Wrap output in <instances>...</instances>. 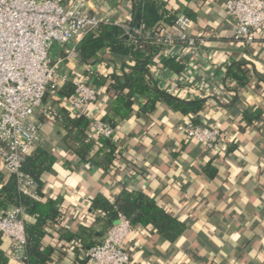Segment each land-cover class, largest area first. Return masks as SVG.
I'll use <instances>...</instances> for the list:
<instances>
[{
    "label": "crops",
    "instance_id": "obj_1",
    "mask_svg": "<svg viewBox=\"0 0 264 264\" xmlns=\"http://www.w3.org/2000/svg\"><path fill=\"white\" fill-rule=\"evenodd\" d=\"M227 1L172 0L176 10L188 4L195 13L188 32L198 44L195 49L164 48L152 68L158 85L168 93L187 101L208 100L202 124L220 129V149L176 143L174 129L184 119L161 107L154 116L155 128L146 136L142 118L124 124L119 139L123 158L112 174H105L87 165H67L68 150L58 146L56 130L44 123L39 145L51 152L55 162L53 171L43 176L44 194L62 198L66 210L64 224L53 230L75 234L80 226L101 217L92 212V199L101 194L113 203L122 187L119 175L128 174L123 182L147 191L188 227L177 243L168 242L153 226L133 231L126 242L130 264H264V83L258 82L264 79V31L251 46L235 41V22L225 12ZM132 2L86 0L91 13L115 25L130 20ZM171 57L185 65L182 73L167 68ZM244 59L253 62L257 73L233 103L226 90L227 68ZM85 70L78 60H71L64 62L61 73L81 75ZM103 92L87 107L96 120L108 110ZM245 110H259L261 119L246 125ZM41 117L39 111L37 119L42 121ZM208 164L218 169L215 178L203 173ZM25 221L35 223L28 215ZM54 244L57 264H75L83 257L74 250L79 248L76 239L60 241L57 236ZM5 250L9 264H25L13 259L8 239Z\"/></svg>",
    "mask_w": 264,
    "mask_h": 264
},
{
    "label": "trees",
    "instance_id": "obj_2",
    "mask_svg": "<svg viewBox=\"0 0 264 264\" xmlns=\"http://www.w3.org/2000/svg\"><path fill=\"white\" fill-rule=\"evenodd\" d=\"M171 1L133 0L131 18L125 25L100 24L78 43V63L86 68L83 75L89 77L99 97L100 90H104L109 99L108 110L100 121L114 129L115 135L106 138L91 134V121L84 115H73L67 109L63 101L70 100L75 93L72 81L51 91L46 95L44 104L49 109H57L61 118L46 120L41 115V120L54 127L59 135L58 146L68 150L67 165H87L96 171L112 174L123 158L119 139L124 124L133 118H142L146 121L142 135L146 136L155 128L154 116L161 107L171 114L182 116V123L202 125L201 114L208 106V100L180 99L162 89L152 72L157 57L164 50V45L156 40L157 35L172 28L182 16L195 20V13L188 4L176 10ZM137 30L141 31V35L136 33ZM166 66L177 74L185 70V65L172 57ZM256 73V67L248 59L229 65L226 90L233 103L239 101V92L250 85ZM258 82L264 83V79ZM55 96L59 97L57 101ZM243 119L246 125H251L261 119L260 111L245 110ZM182 123L176 125L174 135L176 143L183 145L186 139L177 131ZM54 164L51 152L40 145L23 162V173L36 185L35 197L22 194L16 177L6 176L0 170V220L6 211L15 207L23 208L25 215L35 219V223L25 221V264H57L59 259L54 244L57 236L60 241L76 239L79 248L74 250L83 257L78 258L75 264H87L85 253L104 240L107 231L118 222L119 214L130 220L133 231L153 226L170 243H177L188 230L182 219L161 206L147 191L123 182L128 174L119 175L122 187L113 203L101 194L92 199L91 210L101 214V217L80 226L75 234L53 230V226L64 224L66 215L62 198H46L44 194L43 176L53 171ZM203 173L212 179L217 176L218 169L208 164ZM6 241L7 238L0 233V264H9Z\"/></svg>",
    "mask_w": 264,
    "mask_h": 264
},
{
    "label": "built area",
    "instance_id": "obj_3",
    "mask_svg": "<svg viewBox=\"0 0 264 264\" xmlns=\"http://www.w3.org/2000/svg\"><path fill=\"white\" fill-rule=\"evenodd\" d=\"M225 12L235 22L238 42L251 46L264 31V0H228ZM100 24L111 23L91 13L86 0H0V169L6 176L16 177L24 195L35 197L36 185L23 173L22 164L42 141L44 121L37 119V113L46 120L61 118L57 109L44 104L51 91L72 81L75 93L63 101L67 109L91 121V134L115 135L114 129L87 111L99 97L89 77L61 73L65 61L78 60L76 46L71 44ZM190 24L187 18H179L172 28L157 35V42L164 48L183 45L195 49L198 38L189 34ZM136 33L141 35L140 30ZM177 131L186 141L209 151L220 149L219 128L182 123ZM25 217L24 209L15 207L0 220V233L12 243L15 260H23L25 255ZM132 232L130 220L119 214L104 240L85 253L87 264H130L126 242Z\"/></svg>",
    "mask_w": 264,
    "mask_h": 264
},
{
    "label": "rangeland",
    "instance_id": "obj_4",
    "mask_svg": "<svg viewBox=\"0 0 264 264\" xmlns=\"http://www.w3.org/2000/svg\"><path fill=\"white\" fill-rule=\"evenodd\" d=\"M57 89H58V87H57Z\"/></svg>",
    "mask_w": 264,
    "mask_h": 264
},
{
    "label": "water",
    "instance_id": "obj_5",
    "mask_svg": "<svg viewBox=\"0 0 264 264\" xmlns=\"http://www.w3.org/2000/svg\"><path fill=\"white\" fill-rule=\"evenodd\" d=\"M126 37H128V36H126Z\"/></svg>",
    "mask_w": 264,
    "mask_h": 264
}]
</instances>
